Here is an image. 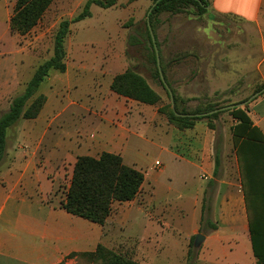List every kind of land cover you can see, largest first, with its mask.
Returning <instances> with one entry per match:
<instances>
[{"label": "crops", "instance_id": "0c3cea01", "mask_svg": "<svg viewBox=\"0 0 264 264\" xmlns=\"http://www.w3.org/2000/svg\"><path fill=\"white\" fill-rule=\"evenodd\" d=\"M138 3L144 0H133L128 7ZM209 7L214 14L236 16L253 26L261 36L264 52L260 22L264 0H211ZM0 13L6 24L0 45L5 46L4 42L14 39L7 0ZM122 54L113 56L116 60L104 67L95 66L88 52L68 51L65 78H59L65 87L58 93L57 107L44 115L50 104L46 96L38 116L18 121L14 141L0 164V264H78L79 253L95 251L99 244L140 264H259L234 147L232 127L238 119L232 116L229 125L215 129L206 119L190 128L174 126L156 105L111 89L114 76L129 67ZM14 62L17 79L22 68L16 59ZM263 62L264 56L260 64ZM0 70L6 73L5 68ZM11 83L16 86L10 91L14 96L17 81L0 82V86L6 91ZM83 83L89 87L84 88ZM12 96L0 93V98ZM248 114L264 135V94L249 105ZM219 136L221 147L217 144ZM103 152L119 154L126 164L143 171L145 180L136 198L114 202L105 223L99 224L69 213L60 205L64 196L50 199V193L66 175L70 182L79 156L99 157ZM163 176L166 180H161ZM196 178L207 184L191 189ZM178 181L188 192H177ZM206 197L211 200L210 210L204 209ZM176 208L192 219L189 228L175 229L174 233L179 231L184 236L177 254L170 252L171 238L165 236L171 229L151 228L147 222L150 218H172ZM130 219L138 226L142 224V234L135 237L137 246L132 247L124 245L122 238ZM198 233L205 239L192 248L187 238H196ZM150 246L153 252L149 261Z\"/></svg>", "mask_w": 264, "mask_h": 264}, {"label": "rangeland", "instance_id": "374dc122", "mask_svg": "<svg viewBox=\"0 0 264 264\" xmlns=\"http://www.w3.org/2000/svg\"><path fill=\"white\" fill-rule=\"evenodd\" d=\"M86 1L55 0L32 31L25 35L13 34L10 31L14 39L12 38L11 42H4L5 46L0 45V55L3 58L9 55L7 60L0 57V68L6 69L5 74L0 70V82L15 80L18 84V91L14 96L10 94V91L13 92L16 88L15 83H11L6 91L0 86V93L3 96H12L11 98H0V113L8 109L10 101L15 96L25 91L38 66L54 54L56 33L61 21L71 20L77 16L83 10ZM145 1L147 0H144V3ZM4 2L5 0H0V7L4 6ZM15 2L16 0H7V4L11 6V13ZM153 2L154 0H150L145 4L138 3L129 7V0H118L117 4L112 7L92 4L87 17L71 23L70 32L65 38V47L66 52L72 50L88 52L95 66L105 64L104 67L116 60L113 56L123 52L124 61L129 62V67L142 65L139 70L162 97V103L156 105L159 107L161 104L170 102L167 89L156 75L150 76L149 68H147L149 66L142 64L140 58V54L144 52L142 47H146L149 54L153 55V47L146 28L147 14ZM209 8L205 11L190 5L187 9L180 10V13L174 10L171 12L160 10L156 13L153 31L161 63L163 62L165 69L163 73H166L164 77L168 79L167 81L175 89L176 94L184 100V107L187 110L238 103L258 93L246 104L249 106L264 94V62L260 64L264 56L261 36H258L255 28L243 19L230 15H217ZM260 22H262L264 31L263 15L260 16ZM5 25V20L0 13V33ZM185 55L187 58H180ZM15 59L17 65L22 68L18 72L20 78L17 79L14 77ZM174 59L181 61L178 60L176 63ZM61 77L65 78L64 72L52 70L37 91V94H45L50 99L48 108L43 112L44 115L57 107L58 93L62 92L65 87L59 79ZM75 79L77 81L76 77L72 80ZM83 86L84 88L89 87V84L86 83ZM75 94L76 91L73 96ZM246 105L240 107L245 108ZM232 109L222 110L217 112L214 118L206 119L219 128L229 125L234 113ZM17 123L7 130L6 148L14 141L16 129L19 128ZM19 140L22 141V137ZM217 144L221 147L220 136ZM152 156L154 158L156 154L153 152ZM163 179L166 180L164 176L161 180ZM194 182L191 189L207 184L205 180L197 178ZM68 185V175H66V179L64 178L62 182L53 186L50 199L63 197ZM176 187L177 192H188V188L181 181H178ZM154 204L157 203H152ZM191 220L189 215L180 214L176 208L172 218H163L161 221L157 218H150L147 222L151 228L156 226L161 229L162 227L171 229L166 232L165 236L171 238L168 243V247L172 250L170 252L177 254L178 249L184 244V236L179 231L174 233L175 229L189 228ZM141 225L138 226L135 219L128 221L123 228L122 238L126 243L124 245L128 247L136 245L135 237L142 234ZM187 241L191 242V247L194 248L195 237H188ZM152 252L153 249L150 246L149 261Z\"/></svg>", "mask_w": 264, "mask_h": 264}, {"label": "trees", "instance_id": "16d2710c", "mask_svg": "<svg viewBox=\"0 0 264 264\" xmlns=\"http://www.w3.org/2000/svg\"><path fill=\"white\" fill-rule=\"evenodd\" d=\"M54 1L16 0L9 20L11 32L25 35L32 31ZM131 1L133 0H129V2ZM117 2L118 0H87L83 10L77 16L71 20L61 21L56 33L54 54L38 66L25 91L15 96L8 109L0 113V164L6 152L7 130L16 125L21 118L31 119L38 116L46 102L45 94H37L41 83L52 70L60 72L66 70L65 38L70 32L71 23L87 17L90 14V6L94 3L102 7H112ZM153 3L156 4L150 14L152 29L154 28L155 15L160 10L170 12L174 10L176 13H180L191 5L207 11L211 0H154ZM146 28L150 44L153 47V55L149 54L146 47H142L144 52L140 54L141 62L149 66L147 68H149L151 77L156 75L162 82L148 24ZM178 60L174 59V61ZM162 63L161 67L164 72ZM140 67L142 65L129 67L115 75L111 89L122 96L147 104L162 103V97L150 85L148 78L139 70ZM152 67L153 69H151ZM167 83L169 84V81ZM169 85L174 92L175 109L180 113L196 114L219 107L187 110L184 107V100L176 94L171 84ZM248 107L246 105L245 108L232 109L234 112L232 116L239 121L235 127H232V130L235 135L234 147L240 161L254 251L259 258V264H264V135L258 127L253 125L248 114ZM158 111L165 115L171 124L180 129L193 127L198 120L214 118L217 115L216 112L207 116H178L170 102L161 104ZM208 124L211 128H216L213 122L210 121ZM218 167L219 159L216 158V172ZM144 180L143 171L126 164L119 154L103 152L99 157L82 155L77 158L73 166L70 182L60 205L71 214L103 224L112 211L113 203L136 198ZM204 209H211V200L207 197L204 201ZM78 258V264H140L102 244H99L95 251L79 253Z\"/></svg>", "mask_w": 264, "mask_h": 264}, {"label": "water", "instance_id": "95a60500", "mask_svg": "<svg viewBox=\"0 0 264 264\" xmlns=\"http://www.w3.org/2000/svg\"><path fill=\"white\" fill-rule=\"evenodd\" d=\"M155 4L156 3H153V5L150 7V9L148 11V14H147L146 20H147V24H148V27H149V30H150V33H151L154 49H155V52H156V57H157V63H158L160 76H161V79H162V82H163L165 88L167 89V91L169 93L170 103H171L172 109L174 110L176 115H178V116H207V115H210V114L222 111V110H227V109H232V108L244 106V105L248 104L252 99H254V97H256L258 95V93H255V94L251 95L248 99H246L244 101H241V102H238V103L227 104V105L212 109L210 111L202 112V113L184 114V113L178 112L175 109L174 92L172 91V88L170 87V85L167 83V81H166V79L164 77L163 71H162L161 59H160V54H159V48H158V45H157V42H156V37H155L154 31H153L151 23H150V14H151V11H152V9H153ZM204 239H205V235H203L202 233H198L196 235V238H195V241H194V246L195 247H199L200 244L204 241Z\"/></svg>", "mask_w": 264, "mask_h": 264}, {"label": "built area", "instance_id": "2783aa9c", "mask_svg": "<svg viewBox=\"0 0 264 264\" xmlns=\"http://www.w3.org/2000/svg\"><path fill=\"white\" fill-rule=\"evenodd\" d=\"M156 164H157V165H159V164H160V162H159V161H157V162H156Z\"/></svg>", "mask_w": 264, "mask_h": 264}]
</instances>
